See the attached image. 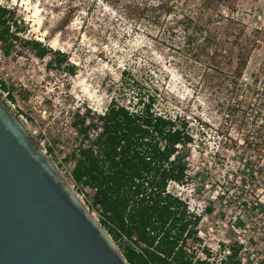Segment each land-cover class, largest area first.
Returning <instances> with one entry per match:
<instances>
[{"label": "rangeland", "instance_id": "rangeland-1", "mask_svg": "<svg viewBox=\"0 0 264 264\" xmlns=\"http://www.w3.org/2000/svg\"><path fill=\"white\" fill-rule=\"evenodd\" d=\"M0 4L23 28L9 56L0 49V98L98 223L92 191L70 180L81 143L72 123L77 114L95 122L112 102L135 111L141 100L186 121L192 137L180 149L185 179L167 192L198 217V240L186 244L193 264H231L239 236L252 245L235 259L264 258V0ZM27 40L51 51L39 57Z\"/></svg>", "mask_w": 264, "mask_h": 264}, {"label": "trees", "instance_id": "trees-1", "mask_svg": "<svg viewBox=\"0 0 264 264\" xmlns=\"http://www.w3.org/2000/svg\"><path fill=\"white\" fill-rule=\"evenodd\" d=\"M22 30L13 11L0 4V49L5 56L12 53ZM25 42L39 47V57L51 51L39 41ZM9 99L14 100L11 95ZM139 102L135 111L112 102L95 122L76 115L72 126L81 143L69 155L70 180L82 194L92 191L86 199L89 207L129 264H193L186 244L198 240L194 228L198 217L167 192L169 182L182 184L185 179L180 149L192 137L183 119L162 117L150 103ZM51 151L47 147V153ZM231 248L227 259L239 264L235 259L239 248Z\"/></svg>", "mask_w": 264, "mask_h": 264}, {"label": "water", "instance_id": "water-1", "mask_svg": "<svg viewBox=\"0 0 264 264\" xmlns=\"http://www.w3.org/2000/svg\"><path fill=\"white\" fill-rule=\"evenodd\" d=\"M0 264H129L1 98Z\"/></svg>", "mask_w": 264, "mask_h": 264}, {"label": "built area", "instance_id": "built-area-1", "mask_svg": "<svg viewBox=\"0 0 264 264\" xmlns=\"http://www.w3.org/2000/svg\"><path fill=\"white\" fill-rule=\"evenodd\" d=\"M260 123H262V120L259 121V124ZM251 245H252V242L250 241L249 238L248 239H244L243 236H239L237 238V241H236V246L239 247L238 254L239 255L246 254L245 252H248V249H251ZM254 252H258V250H255ZM230 253H231V251L228 249L226 251L227 256H229ZM225 259H226V257H225ZM239 260H240V263L239 264H244L245 263V258L244 257L241 256L239 258ZM249 260L251 261L252 264H264V258H260V257L256 256L255 254H252V257L249 258Z\"/></svg>", "mask_w": 264, "mask_h": 264}]
</instances>
